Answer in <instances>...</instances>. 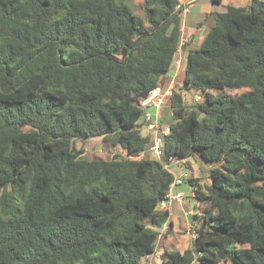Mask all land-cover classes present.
<instances>
[{"label":"trees","instance_id":"obj_1","mask_svg":"<svg viewBox=\"0 0 264 264\" xmlns=\"http://www.w3.org/2000/svg\"><path fill=\"white\" fill-rule=\"evenodd\" d=\"M131 1L0 0V264H141L172 231L165 164L193 156L214 165L208 187L189 180L197 237L162 264H264V0L188 52L195 100L167 99L161 160L141 100L169 85L183 8L141 0L146 26ZM93 138L125 156L86 158Z\"/></svg>","mask_w":264,"mask_h":264},{"label":"rangeland","instance_id":"obj_2","mask_svg":"<svg viewBox=\"0 0 264 264\" xmlns=\"http://www.w3.org/2000/svg\"><path fill=\"white\" fill-rule=\"evenodd\" d=\"M141 3H142L141 0H132L128 6L131 8L134 14L138 16L144 22L146 26H148L145 13L143 12V9H141L140 7ZM219 9L221 10V13H224L226 12L227 7L224 8L223 6H221L219 7ZM195 21H196V17L194 15H189V18H188L189 24H193L190 22H195ZM215 22H216V19L214 15L210 16L208 21L205 22L204 27H203V29H205L204 36L209 33V31L211 30L210 29L211 26H213ZM200 44L199 46H201ZM180 75L181 76L178 78V80L174 84L173 90L174 92L182 93V95L185 98L186 103L189 105L195 100V97H194L195 94H190L189 92L183 91L184 89L183 76L182 74ZM168 102L169 101L166 102V105L164 107V111H165L164 118L165 119H163L162 117V122H160V124L162 123L161 124L162 131H163L162 126L167 128L170 122L172 121L170 104ZM141 133L143 136H147V135L150 136L152 140H154L155 135H156V133L149 128V125L147 122L146 124L142 126ZM159 136H162V135L159 134ZM76 148L78 150H82L84 152V156L88 159H93V158L111 159L118 152L122 154L123 156H125V152L121 148L112 150L110 148V144L103 142V138H93V139H89L85 141H77ZM147 155L149 156V158L153 157L150 150L148 151ZM184 167H185L186 172H188L190 175L193 174V176L196 177V179L197 178L199 179V183L203 188H206L210 185L211 180L209 179V171L211 170L212 167H214L213 164L207 163L201 160L198 156H193L185 160ZM186 197L189 198V196L187 195ZM185 205H186L185 207L184 205H182V207H184V209H186V211L190 213L189 215L191 216V218L193 216V213H195V211H197L200 208L199 207L200 204L197 203V201L194 199H191V202H188ZM191 224H190V227H191ZM180 229L181 230H179L178 233H174L172 230L171 232H169V234L166 233L168 231L166 227L162 229L161 230L162 235L159 238L156 254L150 257L149 259L145 258L141 264H162V254L165 249L180 250L182 252L190 249L193 246V241H194V239L192 238L191 229L188 228V225H184L183 223L180 224Z\"/></svg>","mask_w":264,"mask_h":264},{"label":"crops","instance_id":"obj_3","mask_svg":"<svg viewBox=\"0 0 264 264\" xmlns=\"http://www.w3.org/2000/svg\"><path fill=\"white\" fill-rule=\"evenodd\" d=\"M179 2H180V6L183 8L181 48L176 56L174 67L167 76V81L169 85L173 77H175V83L180 77L181 72L186 66L188 52L190 50L199 48L200 43H201L200 45H202L205 37L207 36V34L204 36L205 34V29H203L204 24L206 21H208L210 16L214 15L216 19V15L221 13L219 7L221 6H223L224 8L229 6L247 7L250 5V0H222L221 4H216L214 0H179ZM189 15H194L196 17L195 22H190L193 24H189L188 22ZM212 27L213 26H211V28ZM164 107H162L161 109H157L154 106L150 107L149 111L154 116V119L156 118L160 120V122H162V117L163 119H165ZM167 128L163 127V129H167ZM183 171H186L185 167L183 169H181L180 167H172V170L170 172L174 175V177H177L180 176L183 173ZM191 176L196 179V177H194L193 174H191ZM189 192L190 193L186 194L187 196H190V194L193 192L192 186L191 188H189ZM188 202H191L190 198H187V202L185 204H187ZM185 204L184 207L186 206ZM184 207H182V205L176 202H172V203L167 202L165 205H162L160 207L161 210H165L169 212L170 214L169 222L173 224L172 230L174 233H178V231L181 230L180 229L181 223H183L184 225H188V228L191 224L192 218L189 215L190 213L187 212L186 209H184Z\"/></svg>","mask_w":264,"mask_h":264},{"label":"built area","instance_id":"obj_4","mask_svg":"<svg viewBox=\"0 0 264 264\" xmlns=\"http://www.w3.org/2000/svg\"><path fill=\"white\" fill-rule=\"evenodd\" d=\"M174 84H175V77L172 78V81L170 85H168V87H166L165 89L158 87L154 89L149 96L141 100V106L145 110V120L148 123L149 128L156 133L155 138L153 140V146L150 148V152L152 153L153 158L158 160H161L162 158V147H163L162 136H159V134L161 135L168 134L170 130L167 128V129H163L162 131L160 120L156 118L154 119V116L149 111V109L152 106L156 107L157 109H161L162 107H164L167 99L173 97L174 95V90H173ZM196 100L198 99L196 98ZM183 164L184 162L182 160L176 158H170L169 163L165 164V168L168 169L169 171L172 170V167H180L181 169H183ZM191 178L192 176L186 171H183V173L180 176L175 177L171 191L168 195L167 202L169 203L176 202L180 205H184L187 202L186 194L183 192H178L176 189L180 185L189 182ZM167 202L163 203L162 205H165ZM189 228L191 229L192 238L195 239L197 237L195 227H193L191 224V227L189 226ZM155 254L156 252L151 256H148L147 259L154 256Z\"/></svg>","mask_w":264,"mask_h":264},{"label":"water","instance_id":"obj_5","mask_svg":"<svg viewBox=\"0 0 264 264\" xmlns=\"http://www.w3.org/2000/svg\"><path fill=\"white\" fill-rule=\"evenodd\" d=\"M189 188H191V184L189 182H187L183 185H180L176 190L178 192H183V193L187 194V193H190Z\"/></svg>","mask_w":264,"mask_h":264}]
</instances>
